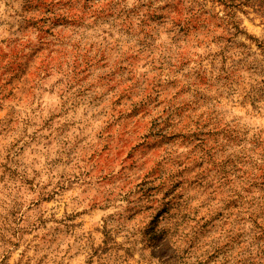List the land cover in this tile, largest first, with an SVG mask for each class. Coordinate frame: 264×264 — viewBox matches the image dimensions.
<instances>
[{"label": "rangeland", "instance_id": "374dc122", "mask_svg": "<svg viewBox=\"0 0 264 264\" xmlns=\"http://www.w3.org/2000/svg\"><path fill=\"white\" fill-rule=\"evenodd\" d=\"M0 264H264V0H0Z\"/></svg>", "mask_w": 264, "mask_h": 264}]
</instances>
